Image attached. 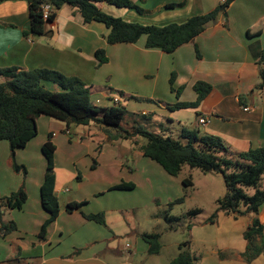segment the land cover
<instances>
[{
	"label": "crops",
	"instance_id": "obj_1",
	"mask_svg": "<svg viewBox=\"0 0 264 264\" xmlns=\"http://www.w3.org/2000/svg\"><path fill=\"white\" fill-rule=\"evenodd\" d=\"M219 2L220 0H136L143 13L126 8L114 10L112 5L105 3H100L99 7L111 15L123 16L126 21L163 26L181 23L190 16L207 13ZM169 4L180 5L167 7ZM29 27V10L25 0L0 2V68L15 67L19 70L46 68L68 77H77L92 93L97 91L101 95L98 97L101 102L103 99L109 104L111 95H114L112 91L121 92L123 95H119L122 98L135 96L138 99L128 98L124 105L127 107L131 100L137 101V105H148L140 106L144 107L140 109L144 116H151L156 112H163L167 116L169 112L180 110H169L168 105L195 101L197 93L194 84L202 81L210 85V90L196 108H189L194 110L190 114L192 119L188 120L189 125L179 121L182 125L181 130L184 127H198L201 132L220 137L232 152L264 146V88L256 90L255 87L260 82L257 61L264 55V0H233L226 16L221 14L193 40L182 44L172 53L157 48H145L144 35L135 43L108 44L106 37L109 29L100 22L85 23L80 14L69 5L58 9L54 20L45 25L46 34L25 35L24 32L28 31ZM101 48L105 50L108 61L98 66L95 51ZM172 74L174 91L170 89L169 84ZM2 80L0 77V81ZM46 87L58 89L55 84H47ZM133 92L135 95H130ZM243 107L250 109L246 111ZM149 109L151 112H147ZM132 114L136 115L134 112ZM198 117H206L208 122L201 125L197 122ZM41 119L46 121L47 134L39 140H35L37 139L35 136L24 148L17 150L27 149L29 145L32 147L39 145L41 148L50 133L56 146L54 192L59 201L60 211L56 220L48 226L46 239L40 241L38 245L43 249L50 243V229L51 232L60 234H69L77 230L78 241L77 244L73 241L67 253H65L67 249L63 252L50 251L48 254L42 251V256L25 257L21 255L20 246L23 237H15L13 233L17 230L21 232L23 229H20L18 221H14L16 230L4 237L1 236L9 238L13 250L10 257L1 264H34L26 263L24 259L38 260L37 264H168L177 255L179 243L175 244L174 249L173 245L168 246L161 242L163 234L158 231L140 229L142 221L155 220L153 223L159 225L162 221L160 217L155 218L157 215L154 214V210L159 205L154 204V197L135 194L133 191L137 187L136 181L132 190H110L111 186L118 184L122 178L120 181L110 183H105L104 177L98 178L97 171L101 168L98 157L102 154L103 147L99 149L98 154L94 149L89 152L93 153L90 156L91 160L97 156V162L92 161L87 168L85 167L87 170L83 173L76 151L79 142L73 141L71 125L67 127L62 121L41 115L36 121L39 128ZM65 129L69 130V134L65 133ZM91 132L86 134L91 136ZM81 136H84V133ZM104 136L108 139L105 131ZM141 145L142 143L139 144L137 152L140 160L145 157ZM8 147L5 140L0 141V150L4 151ZM60 152L62 158L61 163H58L57 155ZM93 162L95 164L92 167ZM136 169L138 170L137 167ZM137 170L132 171L130 175H138ZM43 176L44 173L35 182L38 189ZM85 177L91 186H99L93 189L91 194L93 204L90 199L76 192L68 195L61 203L60 194L71 191L67 185L77 180L75 185L79 189L85 184ZM152 178L154 180L155 176ZM161 179L163 184L158 190L169 193L170 201L179 198L181 193L179 194L176 189L177 178L161 175ZM33 194L31 205L33 211L28 210L26 213L36 218L34 222L39 227L47 217V212L41 205L40 191L36 194L32 192ZM27 195L22 209L6 211L3 215L4 221L14 220L5 219L13 210L26 211L30 201L28 191ZM69 202L84 204L68 212L66 205ZM145 208L148 211L141 215V210ZM83 213H103L105 225L86 220ZM258 219L263 226L264 234V203L260 206ZM250 221L249 216L234 218L232 214L220 211L212 223L204 220L198 225L190 224L189 230L193 239L188 250L191 253L194 247L197 248L195 264H264V249L250 263H246L242 258L220 259L217 255L218 249L236 253L245 250L246 240L243 232ZM162 228L165 231L166 226ZM167 228L173 229L174 225ZM144 232L159 234L161 246L157 254L148 253V245L140 237ZM118 242H124V251L118 249L116 246ZM84 245L87 247L82 250L81 246ZM79 246L80 248H77ZM75 249L79 252L70 256ZM103 251L110 259L102 254ZM137 254L146 256L136 261ZM122 255L128 257H120Z\"/></svg>",
	"mask_w": 264,
	"mask_h": 264
},
{
	"label": "trees",
	"instance_id": "obj_2",
	"mask_svg": "<svg viewBox=\"0 0 264 264\" xmlns=\"http://www.w3.org/2000/svg\"><path fill=\"white\" fill-rule=\"evenodd\" d=\"M4 1V0H0ZM28 4L30 27L25 35L40 36L46 34L45 25L51 23L58 9L69 5L80 14L85 23L96 21L103 23L109 33L106 37L108 44L135 43L141 36L146 37L144 47L157 48L166 53H172L179 46L194 39L208 24L215 22L225 12L233 0L219 2L207 13L193 15L181 23H169L163 26L144 25L124 20L120 16L111 15L103 11L100 3L112 5L116 8L134 9L143 13V9L136 4V0H25ZM143 1V0H139ZM169 4L167 7L179 6ZM44 7L49 8L47 19L43 18ZM197 56L198 50L195 49ZM97 65L108 61L104 49L95 51ZM259 65L260 82L256 90L264 88V55L257 61ZM0 141L9 144V153L12 168L19 172L26 169L15 161L16 151L24 148L27 143L37 135V119L41 115L62 121L67 127L70 125L96 124L103 127L110 141L130 140L134 144L138 141L136 136L145 138L141 150L145 157L159 164L171 176H177L184 165L198 168L203 173L213 172L221 174L225 193L216 200L217 208L206 219L214 222L218 212L232 214L234 218L249 216L251 221L243 232L246 248L240 253L246 263L252 262L264 249L263 226L258 219L260 206L264 203V146L251 147L245 151L233 152L227 156L228 148L222 139L216 135L201 132L198 127H184L180 137L175 139L146 131L140 125L128 128L121 126L128 113L124 105H109L100 107L91 99L92 91L77 77L65 76L62 73L46 68L33 70H19L15 67L0 68ZM174 75L169 79L170 89L173 88ZM47 84H55L57 90H50ZM197 97L193 102H176L168 105L169 110L196 108L210 90V85L198 81L194 84ZM120 95H123L119 92ZM126 98L138 99L135 96ZM144 116V115H143ZM50 133L41 145V153L45 159V171L40 185V200L47 218L40 226L38 237L41 241L46 239L48 226L58 217L60 206L54 192L55 164L54 153L56 146ZM232 153V152H231ZM93 163L92 167L94 166ZM185 186L191 185L189 179H183ZM135 184L121 181L111 186L110 190H132ZM253 189L251 194L247 189ZM28 198L24 183L8 195L0 196V236L4 237L16 230L13 220L4 221L3 215L12 209H22ZM184 201L179 197L168 203L169 208ZM84 202H69L66 210L71 212L79 208ZM198 210H190L188 214L195 215ZM86 220L95 221L105 225L103 213H83ZM167 224L178 222V216L164 214ZM190 229V225L187 226ZM148 245L149 254H157L160 250L158 233L144 232L140 235ZM190 241L185 240L177 245L178 253L168 264H195L196 257L188 252ZM79 252L75 249L70 256ZM220 259L230 258L232 252L217 253Z\"/></svg>",
	"mask_w": 264,
	"mask_h": 264
},
{
	"label": "rangeland",
	"instance_id": "obj_3",
	"mask_svg": "<svg viewBox=\"0 0 264 264\" xmlns=\"http://www.w3.org/2000/svg\"><path fill=\"white\" fill-rule=\"evenodd\" d=\"M114 7V6H113ZM116 7L113 9L115 10ZM117 9V8H116ZM135 12V11H134ZM123 17V16H120ZM48 89L52 90L51 87H47ZM134 91V90H133ZM139 91V90H135ZM114 95L113 97H117L120 102L110 104L102 99L98 98L101 95L97 91H93L91 93V99L94 101L96 105L100 107H105L106 105H124L125 100L128 98H122L119 93L111 92ZM124 93V91H123ZM126 93V92H125ZM130 95H135V92L131 93ZM96 99H100V103L95 102ZM143 106H148L142 104ZM142 105H137V101L131 100L129 105L126 107L128 113L126 114L124 120L121 122V126L128 128L133 125V121H136V125H140L146 131L152 132L154 134H160L163 136H170L172 138H179L180 137V130L181 121L183 124L189 125V119H192L190 116L191 112H194L193 109L184 108L177 111L169 112L166 116L163 112H156L153 115L143 116L141 114ZM147 108V107H146ZM151 109V108H150ZM150 109L147 112H151ZM134 112L136 115H133ZM150 114V113H148ZM180 115L184 116L181 117ZM181 117V118H180ZM133 119V120H132ZM173 119V120H172ZM181 119V120H180ZM43 120V121H42ZM172 120V121H168ZM88 128L90 130H88ZM70 129L74 133V142H79L76 151H78V159H79V166L83 173L87 170L86 168L92 161H96L97 156H94L91 160L90 156L93 155L91 152L93 149L99 152V149L103 147V152L99 155L98 160L101 164L100 170L97 171L98 178L104 177L105 183H110L114 181H126L132 182L135 184L137 182L136 190L133 191L135 194H140L142 196H151L154 197V204L159 205V207L154 210V214L157 215L155 218H162L160 225L158 223H153L152 221H142L141 228L144 231H158L161 235L163 234L161 242L164 245H173V248L176 249L175 244L181 243L185 240L192 241L191 231L188 229V225H198L204 222L217 208L216 200L222 197L225 193V186L224 181L219 173H203L198 168H190L188 165H184L180 171V173L175 176L177 178V186L176 189L181 193L180 197L184 198L182 203L174 204L170 208L168 206L169 200V193L165 191H159L158 187L163 184V180L161 179L162 176L168 177L167 173L154 161H150V159L143 157L141 160L137 156V152L139 151V144L145 143V138L141 136H136L134 139L138 141L137 145L131 143L130 140H117V141H109L104 136L103 127L96 125V124H89V125H71ZM46 121L41 119L40 128L37 124V139L43 138L47 132ZM56 131V130H54ZM92 131V135L88 136L86 133ZM62 132V131H61ZM63 133V132H62ZM60 133V134H62ZM84 133V136H81ZM7 146L8 142L5 141ZM9 147L5 148L4 151L0 150V195H8L11 192L17 190L22 183L25 185L26 192L28 191L30 195V201L28 206L25 210H13V212H9L6 215L5 219H14L13 221H18L20 223V230L21 232L14 231L15 237L22 236L23 241H21V255L25 257H39L42 256L43 252L48 254L50 251L55 252H63L67 249L65 253L71 248V245L74 241L77 244L78 241V232H71L69 234H60L59 232L56 233L51 232L49 233L50 243H47L45 247H39V242L41 241L38 237V232L40 230L41 224L38 227L34 220L36 219L34 216L28 215L26 212L28 210L33 211L32 205V192L36 194L39 191L37 186L35 185L36 180L43 175L45 171V159L41 153V148L39 145L37 147H32L29 145L27 149H22L16 152L15 161L19 165H23L26 169V173L24 174L23 170L16 172L12 168V161L9 153ZM228 149L227 156L231 157L233 152ZM58 163H61L60 160L62 158L61 152L57 155ZM94 159V160H93ZM94 163V162H93ZM86 167V168H85ZM138 168V170L136 169ZM138 175L132 176V171H136ZM82 173V174H83ZM152 176H155L153 180ZM174 179V178H173ZM183 179H189L191 181V185L185 186L182 182ZM92 181L93 179L90 178ZM74 180L73 184H68L67 187L71 188L70 193H62L60 194V201L61 203L65 201L68 195L71 193H78L80 196L87 197L91 199V194L93 193V189L98 188L99 186H91L87 183L88 178L85 177L84 185H82L79 189H77ZM120 181V182H121ZM93 182V181H92ZM118 182V183H120ZM263 186H264V176H263ZM248 193L251 194L253 189H247ZM155 195V196H154ZM93 204V201H91ZM190 210H198L195 215H190L188 212ZM148 209H142L141 215L146 213ZM169 213L170 215L178 216L180 220L178 222H172L171 224L174 225L173 229L167 228L170 224L165 223L163 216L164 214ZM33 219V220H32ZM164 220V221H163ZM212 223V222H211ZM163 226H166L165 231L163 230ZM208 228V227H207ZM48 229V228H47ZM198 235V234H197ZM36 244L34 245V243ZM120 251H124V242H118L116 244ZM87 246H81L83 250ZM77 248H80L77 247ZM73 250V249H72ZM188 250V249H187ZM81 251V250H80ZM197 248H193L191 253L192 256H197ZM217 253L220 249L216 250ZM13 250L11 247V242L9 238H2L0 236V264L2 261H5L10 257ZM225 253L232 252L231 258H240V253H236L233 251H221ZM242 253V252H241ZM107 259H110L109 255L102 252ZM146 254H137L135 260L138 261L142 259ZM120 257H128L127 255H122ZM26 263H34L37 264L38 260H26ZM6 263V262H3Z\"/></svg>",
	"mask_w": 264,
	"mask_h": 264
},
{
	"label": "built area",
	"instance_id": "obj_4",
	"mask_svg": "<svg viewBox=\"0 0 264 264\" xmlns=\"http://www.w3.org/2000/svg\"><path fill=\"white\" fill-rule=\"evenodd\" d=\"M223 1L224 0H220V2H223ZM48 14H49V8L48 7H44V10H43V18L44 19H47ZM109 100L112 103H118L119 102V100H118L117 97L110 98ZM95 102L100 103V99H96ZM243 109L247 111L250 108L249 107H243ZM197 122L199 124H201V125H205L208 122V119L206 117H198ZM65 133L66 134H69V130L68 129H65Z\"/></svg>",
	"mask_w": 264,
	"mask_h": 264
},
{
	"label": "water",
	"instance_id": "obj_5",
	"mask_svg": "<svg viewBox=\"0 0 264 264\" xmlns=\"http://www.w3.org/2000/svg\"><path fill=\"white\" fill-rule=\"evenodd\" d=\"M223 16H226V12H225V13H223Z\"/></svg>",
	"mask_w": 264,
	"mask_h": 264
}]
</instances>
